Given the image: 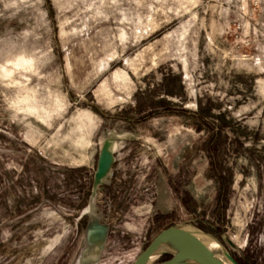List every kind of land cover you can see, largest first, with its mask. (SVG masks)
<instances>
[{
	"label": "rangeland",
	"instance_id": "374dc122",
	"mask_svg": "<svg viewBox=\"0 0 264 264\" xmlns=\"http://www.w3.org/2000/svg\"><path fill=\"white\" fill-rule=\"evenodd\" d=\"M169 225L264 264V0H0V264Z\"/></svg>",
	"mask_w": 264,
	"mask_h": 264
},
{
	"label": "water",
	"instance_id": "95a60500",
	"mask_svg": "<svg viewBox=\"0 0 264 264\" xmlns=\"http://www.w3.org/2000/svg\"><path fill=\"white\" fill-rule=\"evenodd\" d=\"M109 162L110 161L103 158L101 153H99L95 178L97 175L98 177L101 176ZM198 233L204 234L200 230L195 231L180 226L169 225L152 236L135 257L132 264H224L212 254L206 245L205 240L202 239ZM210 239L215 240L212 237H210ZM215 241L224 249V252L230 261L229 264H237L224 246H222L217 240ZM170 246L181 248L191 259L186 261H173V256L170 252L160 251V249ZM161 255L167 256V258L153 262V259Z\"/></svg>",
	"mask_w": 264,
	"mask_h": 264
},
{
	"label": "bare ground",
	"instance_id": "6f19581e",
	"mask_svg": "<svg viewBox=\"0 0 264 264\" xmlns=\"http://www.w3.org/2000/svg\"><path fill=\"white\" fill-rule=\"evenodd\" d=\"M101 156L103 158H106V160L110 161L111 160V155L109 154V152H105L102 148L101 150ZM98 175L96 176V179H98ZM206 245L208 246V248L210 249V251L212 252V254L221 262H223L224 264H229V259L226 255V253L224 252V249L215 241L212 239H204ZM160 251H167L170 252L171 255L173 256V261H186V260H190V256L184 252L181 248L178 247H165L160 249Z\"/></svg>",
	"mask_w": 264,
	"mask_h": 264
}]
</instances>
